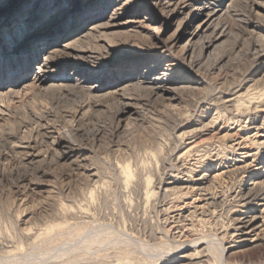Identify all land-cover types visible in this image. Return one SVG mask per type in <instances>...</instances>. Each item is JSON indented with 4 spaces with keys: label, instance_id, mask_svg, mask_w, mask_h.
<instances>
[{
    "label": "rangeland",
    "instance_id": "obj_1",
    "mask_svg": "<svg viewBox=\"0 0 264 264\" xmlns=\"http://www.w3.org/2000/svg\"><path fill=\"white\" fill-rule=\"evenodd\" d=\"M248 193L264 0H0V264H264Z\"/></svg>",
    "mask_w": 264,
    "mask_h": 264
},
{
    "label": "bare ground",
    "instance_id": "obj_2",
    "mask_svg": "<svg viewBox=\"0 0 264 264\" xmlns=\"http://www.w3.org/2000/svg\"><path fill=\"white\" fill-rule=\"evenodd\" d=\"M219 1V0H218ZM209 2V1H208ZM211 2V1H210ZM217 2V1H216ZM207 4V3H206ZM209 4V3H208ZM207 7H209V6H207ZM209 9V8H208ZM210 10H212V9H210ZM209 10V11H210ZM208 11V10H207ZM216 11V10H215ZM204 12H206V10H204ZM217 12V11H216ZM213 13V12H212ZM209 14V15H208ZM207 15V18L201 23L202 25H201V30H204V29H208V27L210 26V25H212L213 24V22H214V18L216 17V15H210L211 14V11H210V13H208ZM216 14V13H215ZM27 18H29V17H27ZM213 45H211L210 47H212ZM76 52H78V53H83V50H78V51H76ZM81 56H84V55H81ZM161 79V78H160ZM247 196V195H246ZM247 199L249 200V203H251V202H261V201H263L264 202V199H262V196L260 195V194H249L248 193V196H247ZM246 200V199H245ZM244 200V201H245ZM259 206H262V205H260V204H258ZM238 221V220H237ZM242 221V220H241ZM239 222V225H240V227H239V231H240V234H239V237L237 238V239H240V240H244L243 239V237L245 236V235H248V234H250V232H248V230H250L251 229V222L249 223H247V221L246 222ZM252 222H254V220L252 221ZM253 229V228H252ZM254 230V229H253ZM251 231V230H250ZM235 232V231H234ZM237 232V231H236ZM253 232V231H252ZM238 234V233H237ZM233 235H235V234H233ZM234 237V236H233ZM232 238V237H231ZM234 240V239H233ZM236 240V239H235ZM234 240V241H235ZM238 242V241H237ZM239 242H241V241H239Z\"/></svg>",
    "mask_w": 264,
    "mask_h": 264
},
{
    "label": "snow or ice",
    "instance_id": "obj_3",
    "mask_svg": "<svg viewBox=\"0 0 264 264\" xmlns=\"http://www.w3.org/2000/svg\"><path fill=\"white\" fill-rule=\"evenodd\" d=\"M33 30H34V22L31 18L21 19L18 22L17 27L15 29V36H14L15 42L21 46L26 45L30 41V38L33 34Z\"/></svg>",
    "mask_w": 264,
    "mask_h": 264
}]
</instances>
